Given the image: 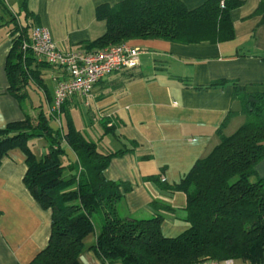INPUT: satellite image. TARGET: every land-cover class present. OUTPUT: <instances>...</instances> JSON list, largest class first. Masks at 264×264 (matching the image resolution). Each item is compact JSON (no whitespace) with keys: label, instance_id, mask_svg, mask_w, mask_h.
<instances>
[{"label":"crops","instance_id":"obj_1","mask_svg":"<svg viewBox=\"0 0 264 264\" xmlns=\"http://www.w3.org/2000/svg\"><path fill=\"white\" fill-rule=\"evenodd\" d=\"M120 1L0 0V129L24 120L26 114L36 117L40 110L49 116L53 129H61L68 115L77 130L97 143L98 151L123 150L103 170L105 179L128 186L122 191L117 214L148 219L156 214L150 203L166 204L174 212L159 211L161 232L175 237L189 226L182 213L186 195L160 186L178 183L197 159L220 142V136L231 135L245 121L240 102L232 96L231 83L204 86L224 79L236 81L247 92H264V12L256 13L264 0H242L230 11L234 37L228 41H128L143 50L138 65L99 80L87 102L77 94L68 97L57 119L48 110L58 81L64 79L60 68L33 57L29 70L37 77L28 74L22 98L10 91L5 63L15 29L24 28L28 38L31 27L41 25L59 48L74 49L105 33L104 20L95 16L97 6ZM180 1L194 9L207 0ZM129 73L133 74L130 79ZM230 112L233 114L223 123ZM28 143L38 158L49 147L43 137H31ZM64 151L63 164L74 163V151L68 146ZM26 169L19 148L0 160V264H28L49 239L51 210L42 208L26 188ZM255 171L264 177V160L256 164ZM94 242V232L83 239L81 264H119L98 258L89 249ZM233 264L249 263L234 260Z\"/></svg>","mask_w":264,"mask_h":264},{"label":"trees","instance_id":"obj_2","mask_svg":"<svg viewBox=\"0 0 264 264\" xmlns=\"http://www.w3.org/2000/svg\"><path fill=\"white\" fill-rule=\"evenodd\" d=\"M241 4L242 0H207L187 9L180 0H122L112 6L100 5L95 16L104 20L105 33L76 48L101 49L147 39L182 44L228 41L234 37L230 11ZM263 12L261 1L256 13ZM15 31L5 71L10 91L22 98L28 74L37 76L29 70L35 61L31 52L22 50L23 40H28L26 30ZM127 76L130 79L133 74ZM227 83L233 85L232 96L240 102L245 121L231 135L220 136V142L207 156L197 159L178 183L160 186L186 195L182 213L189 226L175 237L161 232L159 211L174 212L166 204L150 203L156 214L148 219L117 214L122 191L128 186L105 179L103 170L110 158L123 150L98 151L97 143L77 130L68 115L61 129L49 125L50 118L43 110L36 117L26 114L24 120L0 129V160L19 148L25 155L26 188L42 208L51 210L47 245L28 264H81L83 239L93 232L95 242L89 249L107 263L192 264L210 259L262 264L264 177L257 176L255 166L264 160V92H247L236 81L224 79L204 87ZM31 137L48 141L49 147L40 158L30 148ZM64 146L74 151V163L63 164ZM94 214L99 215L97 229Z\"/></svg>","mask_w":264,"mask_h":264},{"label":"built area","instance_id":"obj_3","mask_svg":"<svg viewBox=\"0 0 264 264\" xmlns=\"http://www.w3.org/2000/svg\"><path fill=\"white\" fill-rule=\"evenodd\" d=\"M22 50H29L33 57L60 68L64 74V79L58 81L55 87L48 110L54 119L59 117L61 106L68 97L77 94L87 102L93 86L99 80L112 72L136 67L143 51L127 42L96 50L62 49L54 43L49 31L41 25L31 27L28 40L22 42ZM192 264H233V261L218 262L205 259Z\"/></svg>","mask_w":264,"mask_h":264},{"label":"rangeland","instance_id":"obj_4","mask_svg":"<svg viewBox=\"0 0 264 264\" xmlns=\"http://www.w3.org/2000/svg\"><path fill=\"white\" fill-rule=\"evenodd\" d=\"M76 123H78V122H76ZM93 219H94L95 225L98 226V224H99V215L98 214H94Z\"/></svg>","mask_w":264,"mask_h":264}]
</instances>
